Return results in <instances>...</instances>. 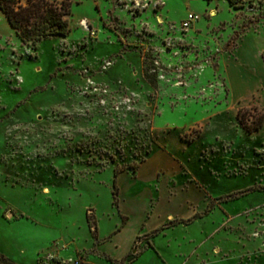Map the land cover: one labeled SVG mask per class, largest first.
Returning <instances> with one entry per match:
<instances>
[{"label": "rangeland", "instance_id": "obj_1", "mask_svg": "<svg viewBox=\"0 0 264 264\" xmlns=\"http://www.w3.org/2000/svg\"><path fill=\"white\" fill-rule=\"evenodd\" d=\"M238 2L72 0L36 47L0 11V257L264 264V0Z\"/></svg>", "mask_w": 264, "mask_h": 264}, {"label": "trees", "instance_id": "obj_2", "mask_svg": "<svg viewBox=\"0 0 264 264\" xmlns=\"http://www.w3.org/2000/svg\"><path fill=\"white\" fill-rule=\"evenodd\" d=\"M227 1L235 9L243 5L238 0ZM71 5L72 0H0V11L5 15L10 27L22 43L36 47L38 43L51 37H67L70 32ZM240 122L248 133H253L263 127L264 118L261 115L254 127L244 124L242 119ZM131 169L136 172L139 165H134ZM113 195L117 201L118 187L116 185H114ZM167 227L168 224H164L156 232L160 233ZM109 261L111 262L112 259L110 258ZM0 264L13 263L1 256Z\"/></svg>", "mask_w": 264, "mask_h": 264}, {"label": "crops", "instance_id": "obj_3", "mask_svg": "<svg viewBox=\"0 0 264 264\" xmlns=\"http://www.w3.org/2000/svg\"><path fill=\"white\" fill-rule=\"evenodd\" d=\"M245 39H247V38H245ZM245 41L246 40H244L243 42H242V45H241V47H240V49H239V56H240V62H244V55L241 53L242 52V50H243V48H244V44H245ZM262 51H263V48L259 51V55H260V59H261V63L264 65V58H263V53H262ZM261 82L262 83H264V79H262L261 80ZM234 91H235V89H233ZM258 90H259V86H258ZM238 93V92H237ZM253 94H258V93H250V95H248V96H246V95H240L239 94V96L241 97V98H245V99H247L249 96H252ZM260 95V94H259ZM261 99H262V103H264V93L262 92L261 93V95L259 96ZM108 262V261H107ZM111 263V262H110ZM96 264H103L102 262H99L98 260H97V262H96ZM112 264V263H111Z\"/></svg>", "mask_w": 264, "mask_h": 264}, {"label": "built area", "instance_id": "obj_4", "mask_svg": "<svg viewBox=\"0 0 264 264\" xmlns=\"http://www.w3.org/2000/svg\"><path fill=\"white\" fill-rule=\"evenodd\" d=\"M197 19L198 17L195 14L189 13L184 20V26L189 28Z\"/></svg>", "mask_w": 264, "mask_h": 264}]
</instances>
